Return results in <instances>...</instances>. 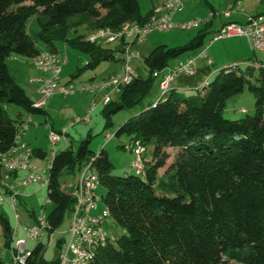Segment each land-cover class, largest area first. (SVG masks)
I'll list each match as a JSON object with an SVG mask.
<instances>
[{
    "label": "trees",
    "instance_id": "obj_1",
    "mask_svg": "<svg viewBox=\"0 0 264 264\" xmlns=\"http://www.w3.org/2000/svg\"><path fill=\"white\" fill-rule=\"evenodd\" d=\"M152 10L142 14L137 0H0V151L13 143L22 112L46 115L15 82L7 58H32L40 49L57 52L54 43L63 40L87 53L90 61L85 66L94 69L113 60L114 50L77 34L78 27L117 29L125 21L143 23ZM35 15L40 29L32 38L27 21ZM210 28L211 21L182 45L154 47L143 58L148 77L137 74L121 87L115 101L104 105L111 106L107 119L122 108L142 107L115 134L125 133L129 144L139 141L145 147L143 176L132 171L112 174L107 153L89 149L90 136L74 149L55 152L46 182L52 205L46 214L47 234L62 224L74 201L58 183L61 172L74 174L91 157L105 189L103 205L122 229L114 243L98 248L91 264H225L226 254L240 264H264V68L222 67L203 90H197V97L172 90L163 99L142 103L151 93L153 71L202 49L207 35L212 36ZM70 32L76 35L69 38ZM245 83L255 96L253 113L224 117L225 100L240 93ZM12 105L20 109L15 117L8 112ZM169 147L177 153L159 174L170 157ZM0 225L5 246L10 247L13 230L1 212ZM61 241H56V248ZM43 249L42 242L35 244L26 264H57V259L43 258ZM0 264H6L1 257Z\"/></svg>",
    "mask_w": 264,
    "mask_h": 264
},
{
    "label": "rangeland",
    "instance_id": "obj_2",
    "mask_svg": "<svg viewBox=\"0 0 264 264\" xmlns=\"http://www.w3.org/2000/svg\"><path fill=\"white\" fill-rule=\"evenodd\" d=\"M140 11L142 14L147 13L153 6H159L167 0H137ZM195 2L198 4L196 7L193 5ZM187 3H192L191 5V19H199L205 21L208 13V6L204 0H187ZM186 6L184 0H182V8L174 11L173 16L177 13L183 12V8ZM262 12L264 13V1L259 4ZM185 9V8H184ZM189 13V12H188ZM190 14V13H189ZM186 20V19H185ZM185 20H175V22L185 21ZM204 25V24H203ZM202 24L198 28H193L189 30H180L177 28H172L168 31H154L148 34L140 43H135L130 46V53L137 51L138 55L131 58L127 65L138 75L143 78H147L149 71L143 62V58L148 55L150 50L154 47L166 44L168 46H178L186 43L189 38L194 36L199 28L203 26ZM39 21L37 16H32L27 21V31L35 38V34L39 31ZM94 30H90L88 25H81L78 27L77 34H83L88 36ZM76 35L75 32H70L68 34L69 38ZM211 34L207 35L203 48H207V53L209 57L213 54H218L221 58H226V60L234 61L235 52L229 51L228 42H232L233 38H224L216 41L210 42ZM231 39V40H229ZM235 39V38H234ZM239 39V38H237ZM229 40V41H228ZM227 43V52L224 51V45ZM37 45L41 46V42L37 41ZM57 49V54L60 57L66 58V64L63 66L59 77V86L72 88L74 91L69 94H61L55 91L52 95L45 98L44 109L46 110V115L43 114H27L22 112L25 119L30 116L32 122L29 125V129L26 130L30 132L33 141L37 140L35 145L30 142L31 149L42 148L43 152L46 153V157L39 161H34V165H31L39 169H43L46 165V160L50 158V143L48 140V134L50 130L60 133V140L55 144L54 150L58 152L65 149L67 146H72L74 149L77 144L90 136L89 149L95 154L101 149L107 153L110 162L112 164L111 173L114 175H122L131 169V163L133 160L132 153L124 146L129 145L130 136L121 133L116 135L115 132L119 126L124 123L128 118L138 114L142 107L140 105H135L132 107H125L116 112L112 113L107 119L106 110L111 108V106L104 107L102 101V91L95 89V91H88L84 89L91 88L99 83H101L105 78L111 75H118L123 73L125 68V61L122 60L124 57V52L119 51L118 48H122L119 41H114L109 44H103L104 47H108L114 50V59L108 61L100 62L94 69L86 67L85 65L90 61V56L67 45L63 40H57L54 43ZM200 50L192 52V54H198ZM250 51V50H249ZM258 52V51H255ZM226 53V54H225ZM193 55V56H195ZM205 56V55H204ZM175 59L169 61V64H173ZM229 62V61H228ZM7 66L13 76L15 82L20 86H23L28 92L29 83L36 85L37 83L30 82L33 77H47L46 73L37 70L33 64L32 59L26 56L12 55L6 59ZM241 70H244L248 64L244 61L237 60L236 62ZM213 74V73H212ZM215 76V75H214ZM213 76V77H214ZM212 77V78H213ZM28 80V81H27ZM26 82V83H25ZM29 82V83H27ZM190 90V91H189ZM183 91L184 95L190 97H197L199 95L198 91L195 89H189ZM177 91V90H175ZM180 92V91H178ZM111 100L115 101L117 99L118 93L111 92ZM159 97L158 90V80L155 78L152 85L151 93L143 100V105H148L154 102ZM255 96L248 90V85L245 83L243 90L229 97L225 100L223 105V115L229 119H236L244 116L245 114H252L254 111ZM95 104L94 108L91 110L92 105ZM91 110V111H90ZM20 109L16 106H9L8 112L11 117H15ZM90 111L89 118L87 122H76L77 118H82L88 114ZM72 123V124H71ZM32 129H36L35 133H31ZM63 131L65 133L63 134ZM26 132V133H27ZM109 133L111 137L106 138V134ZM36 134V135H35ZM35 137V138H34ZM170 157L167 159L164 167L158 170L159 174H162L168 166L174 160V156L177 151L175 148H167ZM146 158L150 159V148H147ZM33 159V158H32ZM32 161V160H31ZM78 173V170L75 171ZM42 179H47L48 172L41 174ZM73 174L69 173L68 169H64L59 178V185H66L71 182ZM23 178V177H22ZM22 178L20 180H22ZM15 186V189L20 192L19 197H17V206L14 209L8 204V195H5L6 201L0 205V212L3 213L13 230L17 229L19 235L25 238L23 226L28 225L31 219L28 213L31 212L32 216L36 219L42 215H46L52 205L48 202L47 198V186L46 184L40 185L37 183H30L28 185ZM98 195H103L105 189L103 186H98L96 189ZM103 202H98V212L100 213L103 208ZM17 212L19 215V223H16L14 213ZM70 221V212H66L62 224L57 227L50 234H46L42 239L44 249L42 251V256L47 261H53L56 259V241L58 239L67 238V229ZM108 232L114 233L115 235H121L122 229L114 224L110 219H108L104 225ZM14 238V236H12ZM14 239H17L16 237ZM5 237L0 235V251L9 252V248L5 246ZM34 240H26L27 248H33L35 246ZM9 249V250H8ZM7 253L4 257V262L9 264ZM225 264H240L231 259L227 254L223 256Z\"/></svg>",
    "mask_w": 264,
    "mask_h": 264
},
{
    "label": "built area",
    "instance_id": "obj_3",
    "mask_svg": "<svg viewBox=\"0 0 264 264\" xmlns=\"http://www.w3.org/2000/svg\"><path fill=\"white\" fill-rule=\"evenodd\" d=\"M244 0H235L225 9L220 11H209L205 21L199 19L185 20L175 22L173 13L175 10L182 8V0H167L159 6L153 7L150 16L143 22L137 23L133 21H125L117 29L110 27H101L95 29L85 38L94 43H111L114 41H122V50L125 61L123 73L111 75L105 78L101 83L84 89L102 91V103L106 105L111 100V92L119 93L122 86L128 84L136 73L127 65L132 57L137 56L138 52L130 53V46L135 43H140L145 40L146 36L154 31H168L172 28L180 30H189L198 28L201 24H205L216 16H222L227 19L232 13H244ZM262 1V0H256ZM232 37H243L247 39L252 51L264 50V16L246 15L245 21L234 22L226 21L222 26L212 33L210 42ZM207 48H202L195 56H188L184 60L177 61L172 66H166L162 70L153 71L152 75L158 80V99L165 98L172 90L173 81L180 76L192 77L196 73V59L205 55ZM33 66L47 74V77H33L30 82L37 83V92L40 99L33 103L34 107L42 108L45 104V98L52 95L55 91L61 94H69L74 90L70 87L59 86V77L63 66L66 64V58L60 57L57 52L48 49H40L32 58ZM209 64L210 59H206ZM238 66L237 63H231L224 67L234 69ZM248 66L254 68H264V63L254 61ZM208 80L197 82L191 88L195 90H203L207 85ZM157 99V100H158ZM95 104L92 105L91 110ZM90 110V111H91ZM90 111L82 118H77L76 122H87ZM32 119L28 116L15 124V137L13 143L3 151H0V166L2 174L0 177V205L6 201L5 194L8 197V204L15 210L17 206V197L20 192L15 189V186L28 185L30 183H39L44 185L47 179H42L41 174L49 172L52 166V159L55 155V144L60 140V133L50 130L48 140L50 143V158L46 160V165L43 169H39L31 165L32 149L23 140V135L28 129ZM72 124V123H71ZM65 131H63V134ZM111 135L106 134L109 139ZM133 156L130 171L144 175V159L145 147L135 141L125 146ZM94 157L87 160L74 173L70 183L61 185V189L74 199L70 209V221L67 229V238L60 242L56 259L57 264H91L94 261L96 252L99 247L114 243L118 235L108 232L104 227L106 221L110 219L109 211L106 206H103L100 213L98 212V202L102 201L101 195H98L96 189L100 186L99 177L93 165ZM25 170L26 176L22 180H16L15 174L17 171ZM7 191V192H6ZM16 222L19 219L17 212L14 213ZM25 238H12L10 250L11 257L9 264H26L27 259L31 256V248H27L26 240H34L38 244L47 234L49 224L46 215H42L35 219L30 225L22 227ZM12 231V235L15 233Z\"/></svg>",
    "mask_w": 264,
    "mask_h": 264
},
{
    "label": "crops",
    "instance_id": "obj_4",
    "mask_svg": "<svg viewBox=\"0 0 264 264\" xmlns=\"http://www.w3.org/2000/svg\"><path fill=\"white\" fill-rule=\"evenodd\" d=\"M184 1L186 3V6H184L185 9L183 8L184 11L180 12V13H177L175 16H173L174 20H185V19L187 20V19H191L192 18L191 12H190L192 10L191 9L192 3H187V0H184ZM204 1L206 2L207 6H208L207 12H209L212 9L215 10V11H220L222 9H225L230 4L234 3L235 0H204ZM263 1L264 0H262V1L244 0L243 4H242L243 8H244V11H245L244 13H238V12L232 13L231 16L229 18H227V19L223 18L222 16L214 17L213 19H211V28H210L211 31L215 32L226 21H234V22L242 23V22L245 21L246 15L254 16V15H257V14H262L264 16V13L262 12V10H261V8L259 6V4L261 2H263ZM197 5L198 4L195 2V4L193 6L196 7ZM232 38H233L232 42H228V49H229V51L232 50V51L235 52L234 57H235L236 60H234V61L226 60V58L225 59L221 58L218 54H213L212 57H209V55L206 54L207 53V51H206L205 56L203 55L202 57H198L196 59V73H195V75L192 76V77H186V76L177 77L172 83V90H177L176 91L177 93H182L183 94L184 93L183 91L192 89L191 87L194 84H196L197 82L203 81L205 79H207V80L211 79L218 72L219 69H221L225 65H228V64H231V63H236L237 60L244 61L248 65L253 63L254 61L264 63V50L258 51V52L252 51L247 39H245L243 37H232ZM237 38H239V39H237ZM229 40H231V39H229ZM224 48H225L224 51L228 54V52L226 50L227 49V43H225ZM193 55H195V54H192V52H191V53H189L187 55L181 56V57L175 59L173 64H169V66L174 65L179 60H184L188 56H193ZM206 59H210V63L209 64L206 62ZM37 76H39V75H37ZM27 83H29V82H27ZM27 86L29 87L28 88V92L22 86L24 88L26 94L34 102L39 100L40 99V95L37 92L36 85L29 83V85L27 84ZM178 91H180V92H178ZM42 109H44V106L42 107ZM26 116L22 115V119H25ZM34 131H36V129H32L31 133L32 132L35 133ZM26 132L23 135V140L31 147L32 145H35L37 140L34 139V141H33V138L31 136L30 132L29 133L28 132L26 133ZM30 142H32L33 144L31 145ZM32 151H33L32 152V158L33 159L31 158V160H32L31 162H33L34 165L36 164L34 162L35 160L39 161V160H42V159H44L46 157V153H45V155L43 154L44 152H43L42 148H36L35 149V146H34V148H32ZM26 174H27V172L25 170L17 171L16 174H15V179L16 180H20L22 177L24 178L26 176ZM5 195H7V194H5ZM28 216L31 219V222L28 224V225H30V224H32L35 221L34 220L35 218L32 216L31 212L28 213ZM16 223H19V221H17ZM12 230H13V228H12ZM14 232L15 233L12 235V236H14V238L15 237L16 238H24L22 236V234L19 235L20 232L18 234V230L17 229ZM0 235L4 236L3 232H2V226L1 225H0ZM7 248L10 249V247H7ZM6 253H7V256L9 257L8 260H10L11 250H9V252L0 251V257H1V259L3 261L5 260L4 257L6 255Z\"/></svg>",
    "mask_w": 264,
    "mask_h": 264
}]
</instances>
